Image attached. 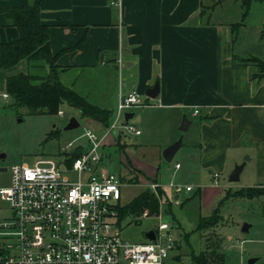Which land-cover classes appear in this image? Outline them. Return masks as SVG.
<instances>
[{
  "label": "crops",
  "instance_id": "1",
  "mask_svg": "<svg viewBox=\"0 0 264 264\" xmlns=\"http://www.w3.org/2000/svg\"><path fill=\"white\" fill-rule=\"evenodd\" d=\"M30 1L0 0V42L15 40L19 35L16 26L8 23L5 8ZM111 1L39 0L40 20L49 26L50 50L57 54L56 64L62 68L59 80L91 103L111 111L119 95L137 91L143 105L122 112L123 116L135 112L130 118L140 113L133 122L129 118L122 123L136 125L139 133H131L137 143L154 140L162 158V149L183 132L180 147L186 146L187 159L180 158L184 171L200 183L191 197L200 196L204 204L228 196L247 198L257 220V224L248 223L246 232L241 231L249 234L242 238L224 231L221 215L214 227L200 231L196 230L199 220L218 209L209 215H202L198 209L194 211L197 220L191 231L199 232L201 247H206L208 232L220 237L222 247L228 249L223 253L222 264H228L231 250H240L245 243L258 249L248 252L249 257L259 256L253 264H264V193L254 197L230 195L240 188H264V67L258 62L264 63V2L258 7V14L241 22L232 44L231 25L239 22L241 15L234 21L212 19L214 0ZM28 69L25 59L0 68L2 98L9 97L3 96L6 78ZM30 70L45 74L49 68L44 65ZM84 74L94 78L92 82L82 83ZM155 81L159 83L157 95L147 96L145 91ZM183 115L188 120L186 130L179 129ZM112 120L108 118V125ZM150 122L161 126L159 132H151ZM106 127L99 128L102 134ZM120 132L112 129L109 134L113 133L115 140L108 141L107 134L103 146L118 145L123 149ZM64 161L60 162L61 167ZM238 163H244L238 180L229 181L228 175ZM100 165L104 167L103 161ZM130 165L133 170L136 168ZM159 166L134 171L159 184L164 194L160 210L167 211L172 200L165 186L171 187L173 198L177 199L187 185L160 181ZM181 167L175 161L172 170L179 171ZM170 184L179 185L181 190L175 192ZM192 190V186L184 189ZM174 228L177 238L188 239L189 232Z\"/></svg>",
  "mask_w": 264,
  "mask_h": 264
},
{
  "label": "built area",
  "instance_id": "2",
  "mask_svg": "<svg viewBox=\"0 0 264 264\" xmlns=\"http://www.w3.org/2000/svg\"><path fill=\"white\" fill-rule=\"evenodd\" d=\"M142 105L137 91L119 95L112 122L100 136L85 130L89 144L70 165L37 160L10 166V185L0 187V199L11 209V215L0 221V264H164L175 246L176 229L160 212L155 214L160 222L152 229L153 239L122 238L115 220L121 182L100 165L104 137L119 125L121 112ZM120 126L139 133L130 124ZM170 185L175 192L181 190ZM147 188L158 198L160 210L159 184L149 181Z\"/></svg>",
  "mask_w": 264,
  "mask_h": 264
},
{
  "label": "rangeland",
  "instance_id": "3",
  "mask_svg": "<svg viewBox=\"0 0 264 264\" xmlns=\"http://www.w3.org/2000/svg\"><path fill=\"white\" fill-rule=\"evenodd\" d=\"M206 1L210 3L209 0ZM213 2L215 11L211 16L212 19L219 18L228 21L239 19L238 16L241 15L239 0H214ZM262 4L261 2H252L243 20L246 22L249 17H254L258 14V7ZM93 79L94 78L84 74L82 76V83L92 82ZM118 82L119 74L117 75V86ZM112 83L109 84L108 93L111 91ZM115 107L116 104L114 103V107L112 111L110 110L109 115V119L111 120L115 117ZM59 108L62 112L61 114H30L27 111V107L14 106L10 96L8 98H2L0 96V154H4L3 159L0 158V167H5V170H0V187H7L10 185L9 168L11 165L20 163L32 165L37 160H39L41 164L45 160L61 162L77 147L82 148V150L87 148L89 143L84 133L87 128L94 130L99 136L102 134L99 128H103L104 125L98 121V118L82 116L79 108L66 101L62 102ZM139 113L140 112L128 121L133 122ZM72 116L79 121V125L65 129V125ZM124 121L122 112L118 120L119 125L116 128L121 131L120 141L125 143L123 149L118 147V145L110 147L103 146L101 148L103 152L102 161L104 168L114 173L121 182V194L118 206L127 205L135 196L144 190H148L146 185L150 179H147L144 175L138 174V171H134L136 168L137 170L139 168L143 171L146 168L151 169L152 166L155 169L157 165L160 164V181L163 183L172 182L182 187L191 185L193 190L185 192L183 189L179 192V197L174 199L173 195L175 193L172 192L173 190L171 191V187L165 186V191L171 194V209L166 211L161 208V210H159L158 207L157 210H146L139 213L137 216H116L115 220H117L122 238L130 242L144 241V232L157 227L160 219L155 214L161 212L162 218L177 227L180 232L185 231L190 234L187 240H182V238H179L181 236H178L174 248L168 250L167 256L164 259V264H196L193 259V254H197L200 248L205 249V247H201L203 240L199 232L191 231V228L197 220V212L195 213L194 211H198V209L202 215H209L214 209H218V214L223 218L224 231L229 232L233 236L238 235L240 238L249 236L248 233L241 232V225L244 222L251 224L253 222L257 224V220L254 217L255 215H253V210L249 207L250 205L247 198L233 199L228 196L223 199H218L214 201V203L204 204L200 200V196L194 195L191 197L200 183H197V179L188 177V174L184 171L186 167L180 157L187 159V152H185L186 146L180 147L177 155L170 162H167L158 155L157 143H155L154 140H149L147 143H137L134 133H131V131L127 132L120 126ZM134 127L136 128V125H134ZM149 127L151 132L153 130L155 133L159 132V129H161V126L153 125L152 122H150ZM164 127L166 126L164 125ZM182 134L183 132L179 134V137L182 138ZM112 135L113 133H110L106 139L108 141L109 139L111 140L113 138ZM113 140L115 139L111 141ZM69 142L71 145H68ZM175 161H179L182 164L179 171L172 170V165ZM130 163L134 168L136 167L134 170L131 168ZM67 174L70 178L74 177V173L72 172ZM262 191L263 188H256L252 192L258 193ZM10 215L11 209L8 202L0 199V221ZM253 230H255V226L252 231ZM205 236V240L207 241L206 245L210 244L211 240H216V242L219 241L218 243L220 244L219 247H217V253L223 255V253L228 251L226 247H222L220 237L216 233L208 232ZM251 245L252 244L245 243L242 249L231 250L228 264H239V262H241V264H246V259L249 257L248 252L252 251V249H257V247H249ZM176 257L177 259H175Z\"/></svg>",
  "mask_w": 264,
  "mask_h": 264
},
{
  "label": "trees",
  "instance_id": "4",
  "mask_svg": "<svg viewBox=\"0 0 264 264\" xmlns=\"http://www.w3.org/2000/svg\"><path fill=\"white\" fill-rule=\"evenodd\" d=\"M254 1L264 2V0H239L242 14L241 20L231 25L232 44L237 38L238 28L247 14L250 4ZM5 17L8 23L16 26L19 35L15 40L0 42V68L10 67L21 59L27 61L30 69L44 65L49 68L45 74L28 69L26 72L8 76L5 80V91L12 98V104L27 107L30 114H42L58 113L59 105L66 101L79 108L82 116L98 118V121L106 127L110 109L91 103L85 96L62 84L59 80L58 74L62 68L56 64L57 54H52L50 50L49 26L40 20L39 0H31L20 6L6 7ZM258 62L260 66L264 67L263 62ZM82 151V148L77 147L65 157V163L70 165ZM256 188L259 187L240 188L230 195L254 197L264 193V188L262 192H252ZM158 192L161 197L164 195L161 189ZM158 207V198L148 189L135 196L127 205L118 206L117 216H137L146 210H157ZM219 217L220 215L216 211L208 218H201L197 223L196 230L201 231L214 227L219 221ZM206 247L199 253L193 254L195 263L222 264L223 255L217 253L219 243L211 241Z\"/></svg>",
  "mask_w": 264,
  "mask_h": 264
},
{
  "label": "water",
  "instance_id": "5",
  "mask_svg": "<svg viewBox=\"0 0 264 264\" xmlns=\"http://www.w3.org/2000/svg\"><path fill=\"white\" fill-rule=\"evenodd\" d=\"M159 90V83L158 81H155L154 85L152 87H150L149 89H147L145 91V94L147 96L150 97H155L158 93ZM135 112H126L124 113V119L128 120ZM79 125V121L74 117H70L67 124L65 125V129H69V128H73ZM188 125V120L186 119L185 115H183L181 124L179 129L180 130H186ZM181 145V137H178L174 142H172L171 144L167 145L166 147H164L162 149V156L166 161H170L172 159V156L174 155V153L177 151V149L180 147ZM4 154H0V158L3 159ZM244 163H238L234 165V168L231 170V172L228 175V180L229 181H236L238 180V176L240 173V170L242 168V165ZM0 170H5V167H0ZM248 223H243L240 230L243 232H246L248 230ZM144 238H149V239H153L154 238V232L152 229L144 232L143 234ZM259 258V256H250L247 258L246 260V264H253L257 259ZM177 259V257L175 258Z\"/></svg>",
  "mask_w": 264,
  "mask_h": 264
}]
</instances>
